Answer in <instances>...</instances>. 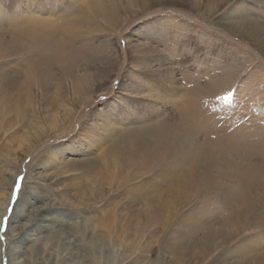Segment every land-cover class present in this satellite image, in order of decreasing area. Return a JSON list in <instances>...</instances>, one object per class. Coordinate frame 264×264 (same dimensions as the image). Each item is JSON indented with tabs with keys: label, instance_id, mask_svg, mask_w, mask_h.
<instances>
[{
	"label": "rangeland",
	"instance_id": "obj_1",
	"mask_svg": "<svg viewBox=\"0 0 264 264\" xmlns=\"http://www.w3.org/2000/svg\"><path fill=\"white\" fill-rule=\"evenodd\" d=\"M82 1L72 7V0H22V3L0 0V25L18 15L22 9H19L20 5L37 10L36 14L41 17H58L56 19L61 21L65 13L72 16L71 12L77 11ZM250 1L251 4L243 2L241 9L248 5L247 9L253 12L251 15L264 20V2ZM235 2L231 0L206 17L186 0H144L129 7L128 11L120 12V23L115 28L109 29L100 20L80 25L82 32L75 44L76 50L80 56L96 53L95 62L88 71L98 70L87 77L90 83L85 89L87 99L79 97V89L72 87L69 77L59 86L58 82L62 80L58 81L57 75L46 93L37 89L32 91L35 101L29 97L28 102L22 99L19 112H23L27 104L26 116L19 113L22 118L11 119L0 115V213L4 212L0 221V264L8 262L5 249L8 239L4 233L17 201L11 200V191L18 176L25 177L26 186L34 187L36 196H41L34 200L35 196L28 194L24 201L28 202V209L32 211L37 204L43 205L50 200L48 203L57 206L54 210V215L59 218L56 231L69 227L80 234L76 241L70 242L77 248L73 250L67 240L65 244L61 238L53 237L49 229L34 226L32 237L37 242L42 241V246L37 244L39 252L45 258L49 256V264L56 261L61 264L66 257L72 258V261L67 260L70 264H255L260 254L251 260L242 257L240 251L244 246H250V254L264 252V221L249 216L242 226L235 227L237 222L232 215L228 217L226 227L230 230L227 234L233 229L234 232L228 238H225L227 234H218L206 239L205 228L223 227L221 218H224L222 213L211 215L213 209L218 210L219 193L209 187L189 192L183 200L174 203L170 214L164 212L148 218L139 213L146 207L148 198L145 201L138 199L132 190L148 193V189H155L162 195L167 189L165 184L171 183L168 175H157L155 169L141 164L125 168L119 161L109 169L102 159L103 150L110 144L109 137L103 132L107 124L120 130L133 126L130 124H136L134 121L140 117L144 121L154 116L176 121L189 103L198 117L186 113L183 120L187 124L183 125L182 131H189L192 143L199 142L208 148L215 146L210 144L209 134L202 135L201 129L195 126L198 118L206 127L223 129L230 132L228 135L241 132L254 136L255 141H264V108L259 106L264 101L263 45L240 37L220 23L226 14H230ZM64 4L67 7H62ZM132 11L136 12L134 16ZM128 16L132 18L126 24L123 20ZM3 29L0 28V34L6 33ZM8 36L3 37V44L10 40ZM22 56L24 53L11 54L6 50L0 53V65L20 61ZM226 71L234 74V79L228 81L226 87L221 88L223 84L219 86L220 83L213 86L211 82ZM85 72L81 75H87ZM230 91L233 92L231 97L228 96ZM23 93L25 97V91ZM44 94L45 99L41 101ZM49 96L56 97L59 103L47 104ZM90 101V105H84ZM249 103L256 106L252 108ZM75 112L78 116L72 125L70 117ZM82 124L88 128L82 135H77ZM215 136L210 134L211 139ZM188 139L186 142L191 143ZM87 140L91 142L88 150L76 152L78 146L88 143ZM33 141L34 146L26 154ZM65 145L75 149H64L58 152L55 161L47 163V156L51 154L49 149L60 150ZM224 149L226 155L232 156V150ZM221 153L224 155L223 150ZM73 159L94 161V172L86 173L81 167L71 166ZM257 161L256 158L253 163ZM258 162L256 164H260ZM15 171L16 178L11 181ZM7 197L9 203L4 211L1 203ZM166 199L170 200L168 196L163 198ZM4 217H8L7 221ZM66 218L72 219L69 224ZM241 245L244 246L241 248ZM28 252L32 259L33 249ZM41 259L46 263V259Z\"/></svg>",
	"mask_w": 264,
	"mask_h": 264
},
{
	"label": "bare ground",
	"instance_id": "obj_2",
	"mask_svg": "<svg viewBox=\"0 0 264 264\" xmlns=\"http://www.w3.org/2000/svg\"><path fill=\"white\" fill-rule=\"evenodd\" d=\"M18 1L22 3V0ZM80 1L81 0H72L71 6L73 7L75 3H80ZM143 1L144 0H83L80 4V8L75 12H71L72 16L69 17L65 13L61 21L56 19L58 17H49L50 19L41 17L36 14L37 10L28 9L20 5L19 9H22L19 10V14L5 24L0 25V28L6 30V33L2 32L0 34V53H5L6 50L11 54L24 53V56L21 57L22 60L7 62L5 65H0V115H3L4 118L11 117V119L22 118L19 116V113L26 116V108H28L26 103L24 111L19 112V108L21 109L23 101L22 99H26L27 101V99L30 98L32 101H35V95L32 91L37 89L42 93L43 91L46 93L51 88L52 82L57 75L59 76L58 81L62 80L61 83L58 82L59 86L63 85V79L69 77L72 87L79 89V92H77L79 97L81 99H87L88 92H86L85 89H88L90 84L87 81V77L93 76L98 70L95 72L88 71L89 66L95 62L94 57L96 53L80 56V54H78L79 52L76 50L75 44L77 39L81 38L80 32H82V28L80 29L82 26L80 25H87L93 20H100L101 23L108 26L109 29L112 27L115 28L120 23V12H126L128 11L127 9L135 3L136 6ZM230 1L231 0H186L188 5H191L193 9L199 12L201 11L206 17L212 16ZM255 1L258 2V4L264 2L263 0ZM243 2L252 3L250 0H236L235 4H233L229 10L230 14H226L225 20H220V23L223 28L236 33L240 37L260 43V45L262 44L264 50V20H261L256 15H251L253 12L251 9V11L247 9V4H245L247 6L241 9L240 5H243ZM62 7L65 8L67 6L64 4ZM45 11L49 12V10ZM135 13L136 12H133L131 15L134 16ZM132 16L124 18L123 22L126 24L129 23ZM58 25H61V27H58ZM9 34L11 36H8ZM4 36L11 38L3 44ZM72 54L77 57H71L70 55ZM80 58L83 59L81 60ZM98 61L96 63H98ZM80 63H82V67L79 69ZM84 71H88L87 75H81ZM98 73L96 76H98ZM225 73H220L211 84L217 87L220 83L219 86L223 84L221 88L224 86L226 87L227 82L234 79L235 76L229 71ZM69 87L71 88V86ZM23 91L26 93L25 97L22 96L24 94ZM65 92L68 93V91ZM42 93L39 94V96L42 95ZM44 99L45 94L41 101ZM189 101L192 103L191 99ZM46 103L54 105L58 104L59 100H57L56 97L49 96L46 99ZM86 103L90 105L91 101L84 102V105ZM261 103L262 104L259 106L264 108V101ZM254 104L249 103V106L253 108L256 106ZM185 108L186 109L183 108L179 114L181 118L176 121L173 118H165L164 120L158 116H154L151 120L144 121V118L140 117L138 120L134 121L137 122L136 124H130L133 126L124 127L120 130H114L107 124L103 132L106 137H109L107 141L110 140V144L103 150L102 159L104 166L110 169L117 161L121 162L125 168H135V166L141 164L142 166L149 167L150 170L155 169L157 175H168L167 178H169L171 183L169 185L165 184L167 189L162 192V195L158 191H155V189H148V193L139 189L132 190L135 191L138 199L145 201V198H148L145 202L146 207L139 212L140 214L148 216V218L159 216V213L164 212L170 214V212H173L174 203L183 200L188 196L189 192L195 191L196 189L199 190V188L209 187L212 191L218 190V210L216 211V209H213L211 215L215 216L217 213H222L224 216V218H221L223 227L217 228V226H215L210 229L209 226L205 228L201 225L205 228L203 235L206 239H211L218 234H227V231H230L228 230L229 227H226L228 225L227 219L232 215L237 222L235 227L242 226L249 216L257 217L259 222H263L264 141H255L256 139H254V136L241 132H233L228 135L230 132L227 133L223 129H216L213 126L214 129L206 127L207 125H205L203 120L198 118L199 121L195 126L201 129L204 133H202V135L209 134L210 144L214 143L215 146L208 148L199 142L192 143L194 141H192V136H190L189 131H182L183 125L187 124L183 118L187 116L186 113H190L197 117L198 113L193 112L192 104L190 103L188 107L185 106ZM67 112L68 110H66V113ZM77 116L78 112L71 115L70 121L72 125L75 122L74 120L77 119ZM87 128L85 124H82L77 135H82ZM58 129L59 127H57V130ZM194 131L195 130H193L192 133L195 134ZM210 134H215L216 138L211 139ZM87 138L90 139L89 136H87ZM187 139L191 143L186 142ZM93 140L94 142L96 141V139ZM34 141L26 149V154L31 151V148L34 146ZM86 142H88V140ZM90 143L89 141L88 143L81 144L78 146L80 148H76V152L77 150H82L85 153L91 146ZM71 147L72 146L65 145V148H59L60 150L49 149L51 154L47 156V163L55 161L54 158L58 156V152H63L64 149L65 151H72L75 149H71ZM225 147L233 151L232 156L225 154ZM222 150L224 155L221 153ZM237 156L240 158H237ZM256 158L259 161L257 162L260 164H256L257 162H255V164L253 163ZM161 161L163 162L160 164ZM70 163L71 166L75 165L81 167L86 173L94 172L95 170V163L92 160L77 162L73 159V162ZM16 175L17 171L14 172L11 181L15 180ZM100 177H103L102 173ZM22 189L23 191L20 192L14 204L13 213L8 219L7 230L4 233L8 239L5 243L8 259L7 264H49V256L45 258L43 253L39 252L40 247L37 244L41 243L42 246V241L37 242L35 238L32 237L34 236L32 233L34 226L49 229V233L53 237L58 240L61 238L65 244L68 241L69 247H72L73 250L77 249L70 243L73 240L76 241L78 235L80 236L76 229L67 227V230H64V227H61V230L56 231L55 226L59 218L54 215V210L57 209V206L51 202L48 203L49 200L43 205L37 204L31 211L28 209V202L24 203L28 198V194L35 196L34 200H36V197L38 198L41 196H36L34 187L29 185L26 186L25 181L22 182ZM163 195H166L165 197L168 196L170 200H163V198H165ZM34 200L31 203H33ZM8 203L9 197L2 201L1 206L4 208V211ZM48 211L52 213H48ZM3 214L4 212L0 213V221ZM107 216L111 217L108 213ZM65 220H67L66 223L69 224L72 219L66 218ZM207 225L208 224H205V226ZM232 232H234V229L231 230L230 233L232 234ZM231 234H227L225 238H228ZM0 245H2L1 242ZM243 246L244 245H241V248ZM248 248H250V246ZM248 248L244 246V248L241 249L240 252H243L242 257L245 256L252 260L256 258L254 256L260 254L259 258H256L255 264H264V252L259 251L257 253L256 251L250 254L249 251L251 250ZM30 249L34 251L32 259L28 252ZM43 258L46 259V263L40 261V259L43 260ZM1 259L2 256L0 253V263ZM67 260L72 261V258L68 259V257H66L61 264H70ZM57 263L56 261L51 264Z\"/></svg>",
	"mask_w": 264,
	"mask_h": 264
},
{
	"label": "snow or ice",
	"instance_id": "obj_3",
	"mask_svg": "<svg viewBox=\"0 0 264 264\" xmlns=\"http://www.w3.org/2000/svg\"><path fill=\"white\" fill-rule=\"evenodd\" d=\"M233 95V92H229L228 93V96L231 97ZM101 99H103V97H101ZM25 179V177L23 176H18L16 181H15V187L12 189L11 191V200L14 202L18 199V196H19V192H20V189L22 187V181ZM9 212L12 211L11 208L8 209ZM8 217H4L3 220L4 221H7Z\"/></svg>",
	"mask_w": 264,
	"mask_h": 264
}]
</instances>
